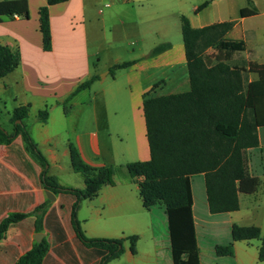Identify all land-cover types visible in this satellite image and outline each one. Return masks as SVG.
Masks as SVG:
<instances>
[{
    "label": "crops",
    "instance_id": "obj_1",
    "mask_svg": "<svg viewBox=\"0 0 264 264\" xmlns=\"http://www.w3.org/2000/svg\"><path fill=\"white\" fill-rule=\"evenodd\" d=\"M27 1L29 18H5L0 22V42L18 47L21 55L19 65L0 78V123L11 131L12 111L29 104L27 123L48 161V174L66 186L85 187L83 176L71 165L70 144L75 145L85 162L94 166L150 159L144 95L190 89L183 40L178 35L172 38L174 28L181 25V16L188 17L194 27L233 21L227 36L243 40L245 49L234 53L231 63L245 68L249 62L264 64V0H67L49 7L50 51L43 48L39 28V8L47 0ZM136 1L146 4L135 6ZM102 2H106L108 10L99 7ZM126 7L140 9L133 25L140 45L138 53L128 60L133 63L117 68L121 72L115 73L112 84L107 86L104 81L111 68L125 61L117 53L118 45L112 44V58L103 65L108 71L100 77V40L107 31L119 39L128 33L124 19L130 12L126 14ZM145 35L154 38L152 47L144 45ZM161 43H170V47L151 54ZM206 53L215 55L217 51L209 48ZM94 75L99 77L90 87L64 104L79 83ZM248 77L254 80L257 74L249 72ZM161 88L166 93L159 91ZM124 97L129 102H124ZM138 100L142 110L137 107ZM43 109L49 111L45 122L38 120ZM258 133L259 146L249 148L246 155L251 174L258 176L261 183L255 193H239L238 210L212 213L205 175L191 176L201 264H264L259 260L260 239L232 238L235 223L257 225L264 235V126L259 127ZM42 172L43 166L25 149L21 135L9 144H0V221L12 213L28 214L11 225L0 239V264H16L43 240L48 248L42 264H98L93 250L76 237L71 222L73 197L46 189ZM47 191L53 193L54 199L48 197ZM42 204L46 205L45 210H37ZM77 218L90 238L139 236L135 254L126 241L124 253L107 264H173L166 209L161 205L145 209L138 183L118 179L115 185L103 186L95 198L81 201ZM145 239L146 244L142 245ZM230 243L233 255L216 253L217 245Z\"/></svg>",
    "mask_w": 264,
    "mask_h": 264
},
{
    "label": "trees",
    "instance_id": "obj_2",
    "mask_svg": "<svg viewBox=\"0 0 264 264\" xmlns=\"http://www.w3.org/2000/svg\"><path fill=\"white\" fill-rule=\"evenodd\" d=\"M67 0H47L39 8V28L43 48L52 49L49 7ZM202 7V6H200ZM29 18L27 0H0V22L5 18ZM233 21L217 22L203 27L192 26L181 16V33L187 59L190 89L184 92L144 95L143 113L150 159L131 161L124 165L94 166L85 162L75 145L70 144L73 170L85 181L84 188L63 185L48 174V161L34 140L28 125L30 106L21 104L11 113V131L0 123V144H9L21 135L25 149L43 166L42 180L46 189L55 194H70L71 222L79 242L92 249L98 264H107L125 251V242L133 254L137 252L138 235L119 238H90L77 218L81 201L93 199L106 185L117 180L139 185L143 207H165L171 239L173 264H201L193 217L191 176L203 173L209 209L225 213L240 208L239 193H255L260 178L251 174L247 150L259 146V127L264 126V64L249 62V67L231 63L234 53L243 51V40L227 36ZM170 43L156 45L151 54H158ZM214 48L215 55L207 54ZM18 47L0 42V78L11 73L20 63ZM133 61L115 64L123 68ZM111 68V69H112ZM249 72L257 78L249 80ZM99 76L79 83L67 96L66 104L76 93L91 86ZM65 110L67 106L64 105ZM49 111L38 113V120L47 121ZM45 204L37 210H45ZM60 207H63L61 204ZM28 214L12 213L0 221V239L9 227ZM38 228V223H37ZM234 241L260 239L259 260L264 261V235L257 225H232ZM48 245L45 240L34 246L16 264H42ZM218 255H233V243L217 245Z\"/></svg>",
    "mask_w": 264,
    "mask_h": 264
},
{
    "label": "rangeland",
    "instance_id": "obj_3",
    "mask_svg": "<svg viewBox=\"0 0 264 264\" xmlns=\"http://www.w3.org/2000/svg\"><path fill=\"white\" fill-rule=\"evenodd\" d=\"M105 3L106 2H102V3L99 4V7L102 8L103 11L104 10L106 11V10L109 9V7L106 6L107 4H105ZM142 4H146V2H144V1H136L134 3L135 6H140ZM125 10H126L125 11L126 14L128 12H130L129 16H127V18L124 19L125 24L129 27L128 33L123 38H120V39L119 38H115V36L112 35V33L109 32V31H107L106 34H103L101 36V40H100V43H101V48H100V50H101V54H100L101 55V61H100V63H101V65H100V68H98V71H103V72L99 73L100 77H102L103 73L108 71L107 68H103V65L105 63H107L108 61H110L111 58H112V50L110 49V46L112 44L118 45L119 50L117 51V53L120 54L121 61L131 60L138 53V48H139V45H140V38L133 31L134 30L133 29V25H134V22L136 21V17H138L140 9H138V7H136L135 9H131L130 7H126ZM175 35H178V38L180 40L182 39L181 25H178L176 27V29L174 28V32L172 33V38L173 39H175ZM144 40H145L144 41V45H150V46L153 45V44H151V43H153L152 41H154V38L152 36H150V37L147 36L146 37V35H145ZM156 41H158V37L157 36H156ZM92 51L93 50L91 49V53H92ZM118 72H121V71L119 69L112 68L110 70V72L105 77L104 85H107V86L111 85L112 82H113L112 80H113L114 74L118 73ZM122 81H124L123 84H125V79H123ZM159 91H162V93H166V91L163 88H161ZM127 101L129 102V100H127L124 97V102H127ZM137 107L140 108V110H142V103H140L139 100H138V103H137ZM195 178L196 177H194V181H195ZM144 212H146V211H144ZM146 240L147 239H145L143 241L142 245L144 243L146 244Z\"/></svg>",
    "mask_w": 264,
    "mask_h": 264
},
{
    "label": "water",
    "instance_id": "obj_4",
    "mask_svg": "<svg viewBox=\"0 0 264 264\" xmlns=\"http://www.w3.org/2000/svg\"><path fill=\"white\" fill-rule=\"evenodd\" d=\"M47 194H48V197L51 198V199H54V195L52 192L50 191H47Z\"/></svg>",
    "mask_w": 264,
    "mask_h": 264
}]
</instances>
